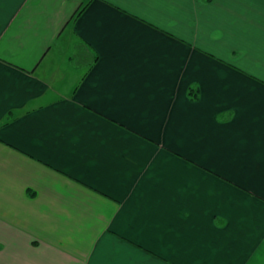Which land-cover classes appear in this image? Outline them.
Masks as SVG:
<instances>
[{
    "label": "crops",
    "instance_id": "1",
    "mask_svg": "<svg viewBox=\"0 0 264 264\" xmlns=\"http://www.w3.org/2000/svg\"><path fill=\"white\" fill-rule=\"evenodd\" d=\"M0 264H264V0H0Z\"/></svg>",
    "mask_w": 264,
    "mask_h": 264
},
{
    "label": "trees",
    "instance_id": "2",
    "mask_svg": "<svg viewBox=\"0 0 264 264\" xmlns=\"http://www.w3.org/2000/svg\"><path fill=\"white\" fill-rule=\"evenodd\" d=\"M190 94H191V96H192V98H196V94H195V92L193 91V89L190 91ZM12 114L10 113V114H8L7 116H6V118L4 119V123H6L7 121H9V119H11L12 118V116H11Z\"/></svg>",
    "mask_w": 264,
    "mask_h": 264
}]
</instances>
